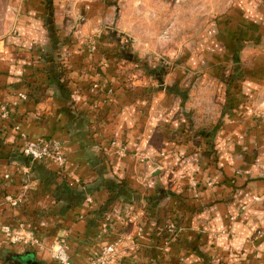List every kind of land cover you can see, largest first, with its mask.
<instances>
[{"label": "crops", "instance_id": "0c3cea01", "mask_svg": "<svg viewBox=\"0 0 264 264\" xmlns=\"http://www.w3.org/2000/svg\"><path fill=\"white\" fill-rule=\"evenodd\" d=\"M30 1L29 13L34 17L46 14V0H37L33 6ZM233 1L237 5L235 10H250L256 19H264V0L261 4L260 0ZM63 7V0H54L55 10L50 12L54 18H48L47 22L54 21L57 28L61 27ZM30 20L33 23L20 26L19 33L23 35L16 33L0 40V104L6 103L8 112L7 117H0V223L12 226L24 223L26 228L28 222L39 216L45 228L36 235L44 248L9 246L0 234V264L27 260L54 264L46 247L56 238L68 243L71 260L79 264L116 237L128 247L120 252L119 264H151L152 261L155 264H264L261 254L264 234L250 239L254 230L264 225V195L262 202L251 206L243 217L233 222L226 218L239 208L232 189L224 182L232 176L233 156L223 151L219 161L223 173L211 175L224 182L221 186L189 187L186 180H175L180 170H170L171 176L166 169L179 161L175 149L160 151L152 147L145 133L141 135L138 131L139 124L136 128L132 107L121 109L110 101L102 105L105 113L96 119L83 100L75 105L70 101L71 89L78 86L85 96L90 89L85 87V82L104 79L103 76L96 78L93 73L99 64L97 57L92 58L80 48V42H74L68 47L69 58L61 76L58 65L50 57L54 43L38 33L35 19ZM86 27L79 26L76 30L83 36ZM42 66L47 71H42ZM254 77L246 81L245 90L255 98L253 106L239 108L247 114L254 107L255 111H264V84L259 89L258 79ZM22 92L27 94L25 100L18 97ZM44 137L62 140L66 155L62 171L52 164L30 162L22 154L21 145L26 140ZM111 139L125 145V156L113 151L109 146ZM164 143L171 142L164 139ZM136 150L148 157L145 163L136 162L133 155ZM211 176L206 173L204 178ZM142 177L147 183L140 186ZM246 187L264 192V180ZM109 188L116 194L110 202L107 201ZM142 189L143 196L139 193ZM23 192L21 206L14 207L4 199L7 194L16 196ZM214 198L222 201L199 213H191V206H202ZM146 203L151 213L142 217L140 213ZM106 215H109L110 228L100 232L99 221ZM170 217L185 226L172 239L163 230V224ZM127 222L133 223L130 231L125 230ZM212 231L217 234L212 235ZM129 237L138 241V250L130 247V241L134 240ZM255 250L258 251L254 254Z\"/></svg>", "mask_w": 264, "mask_h": 264}, {"label": "rangeland", "instance_id": "374dc122", "mask_svg": "<svg viewBox=\"0 0 264 264\" xmlns=\"http://www.w3.org/2000/svg\"><path fill=\"white\" fill-rule=\"evenodd\" d=\"M28 2L0 0V40L23 35L20 26L35 19L38 33L54 43L50 57L61 76L69 58L68 47L80 42L81 49L98 59L97 70H93L96 78L104 79L85 82L90 88L85 96L80 87L71 89L69 98L74 105L83 100L96 119L105 113L101 107L107 102L113 101L121 109L132 107L134 124L136 128L139 124L138 131L145 133L152 147L175 149L179 161L166 168L171 176L170 170H180L175 180L184 179L189 187H217L224 182L230 186L239 208L227 215L229 222L262 202L264 192L246 185L264 180V111L254 107L247 114L239 108L253 106L255 98L245 91L250 77L258 79L259 89L264 84L263 17L256 19L250 10H235L233 0H63L64 18L57 28L54 21L47 22L54 18L50 14L55 10L54 0H46V14L40 17L29 13ZM30 2L31 6L37 4V0ZM85 25L82 36L76 28ZM41 70L47 71L44 66ZM21 94L25 100L26 92ZM44 139L57 140L66 160L61 139ZM109 146L117 155H126L122 142L111 139ZM223 151L234 159L232 176L224 182L211 176L223 173L219 165ZM133 155L140 164L148 158L138 150ZM64 164L52 165L62 171ZM206 173L211 177L205 179ZM139 180L140 186L147 183L143 177ZM139 193L143 196L145 190ZM218 201L222 199L191 206L190 211L199 213ZM149 213L151 207L146 203L140 214ZM107 216L99 221L100 232H104L101 223ZM38 217L32 225L36 234L45 228L38 224ZM132 225L127 222L125 230L130 231ZM184 227L171 217L163 224L170 239ZM263 234L264 225L256 228L250 239ZM137 245L138 241H130L132 249L139 248ZM126 248L121 244L120 252ZM261 254L264 256V251Z\"/></svg>", "mask_w": 264, "mask_h": 264}, {"label": "built area", "instance_id": "2783aa9c", "mask_svg": "<svg viewBox=\"0 0 264 264\" xmlns=\"http://www.w3.org/2000/svg\"><path fill=\"white\" fill-rule=\"evenodd\" d=\"M18 97L25 98L23 94H19ZM8 116L6 103L0 104V117L5 118ZM115 143V142H113ZM22 154L29 159L30 162H42L45 164H54L57 167H61L64 164V155L62 153L61 145L57 140L53 139H28L21 145ZM26 173L27 170L23 169ZM8 174H5V178ZM26 189V187L24 188ZM5 200L14 207L21 206L24 201V192L22 194L11 196L7 194L4 196ZM90 200V199H88ZM109 216L102 221L101 225L104 230L110 228ZM39 225H44L43 219L38 220ZM27 227L24 228V223H18L14 226L6 223H0V234L3 235L5 244L9 246L17 247H36L44 248L43 243L38 239L36 232L33 228V222H28ZM101 228V227H100ZM121 239L119 237L113 238L107 241L105 244L101 245L98 251L87 261L79 264H119L117 261L120 254ZM56 249H63L67 252L68 264H77L71 260L69 254V245L63 239H56L52 242L51 246L48 247L50 258L55 264H60V261L53 259V253Z\"/></svg>", "mask_w": 264, "mask_h": 264}, {"label": "clouds", "instance_id": "9594fccd", "mask_svg": "<svg viewBox=\"0 0 264 264\" xmlns=\"http://www.w3.org/2000/svg\"><path fill=\"white\" fill-rule=\"evenodd\" d=\"M52 258L59 260L60 264H68L67 252L63 249H56Z\"/></svg>", "mask_w": 264, "mask_h": 264}, {"label": "trees", "instance_id": "16d2710c", "mask_svg": "<svg viewBox=\"0 0 264 264\" xmlns=\"http://www.w3.org/2000/svg\"><path fill=\"white\" fill-rule=\"evenodd\" d=\"M94 70H97V66H95V69ZM108 191H109V196H108V199H107V201H112V200H114V197H115V193H114V190L112 189V188H109L108 189ZM7 260H5V262H6Z\"/></svg>", "mask_w": 264, "mask_h": 264}, {"label": "water", "instance_id": "95a60500", "mask_svg": "<svg viewBox=\"0 0 264 264\" xmlns=\"http://www.w3.org/2000/svg\"><path fill=\"white\" fill-rule=\"evenodd\" d=\"M17 263H18V264H39V263H37V262H35V261H32V260H27V261H25L24 263H22V262H18V261H17Z\"/></svg>", "mask_w": 264, "mask_h": 264}]
</instances>
